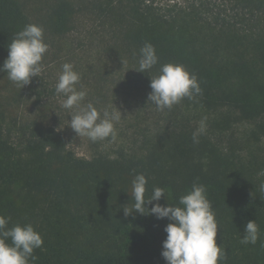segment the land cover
<instances>
[{
	"label": "trees",
	"instance_id": "obj_1",
	"mask_svg": "<svg viewBox=\"0 0 264 264\" xmlns=\"http://www.w3.org/2000/svg\"><path fill=\"white\" fill-rule=\"evenodd\" d=\"M167 1H90L129 90L141 98L142 118L136 115L135 136L125 144L82 158L56 128L10 125L0 110V216L9 228L31 224L41 234L30 264H167L161 253L170 221L147 208L179 206L194 183L206 186L220 228L225 258L218 264H264V0ZM76 13L74 3L60 0L36 21L24 0H0V67L25 25L41 26L44 38L66 37ZM146 43L159 63L141 73L134 69ZM168 63L184 65L202 92L160 111L148 102L149 75ZM27 85L37 104L55 91L38 76ZM141 173L146 200L155 187L171 196L125 216ZM248 221L259 226L256 244L241 243Z\"/></svg>",
	"mask_w": 264,
	"mask_h": 264
},
{
	"label": "clouds",
	"instance_id": "obj_2",
	"mask_svg": "<svg viewBox=\"0 0 264 264\" xmlns=\"http://www.w3.org/2000/svg\"><path fill=\"white\" fill-rule=\"evenodd\" d=\"M48 45L44 41V30L37 24H27L19 31L10 44L8 56L0 72L7 73V78L22 88L31 83L33 77L39 76L42 60ZM159 63L156 49L151 43H146L140 50L138 68L141 73L149 72ZM148 102L154 104L158 110L171 109L185 97L193 99L202 92L198 79L182 64L168 63L160 67L159 75L151 76ZM80 74L74 70V65L64 63L58 76L56 94L64 99L61 107L70 111L71 129L78 136H86L92 142L116 139L114 121L120 119L117 112H101L92 104L82 105L87 96L86 90H78ZM120 111V110H119ZM121 112V111H120ZM203 125L194 133V142L202 132ZM264 175V171L260 173ZM148 180L144 174L135 175L132 181L131 198L134 200L132 209L124 207L125 216L133 212L145 214L146 205L153 201H160L170 192L161 187H155L152 195L146 200V186ZM264 190V185H261ZM206 186L194 183L191 190L179 198V206H167L155 203L148 215H155L157 219L167 218L164 229L167 236L162 244V257L167 264H218L225 258L223 245L217 243L218 223L212 209V203L207 198ZM9 218L0 216V264H30L38 257L34 255L36 249L42 248L44 241L41 234L31 224L14 225L8 227ZM11 243H8V240ZM259 239V226L255 221H248L245 225L242 244H256Z\"/></svg>",
	"mask_w": 264,
	"mask_h": 264
},
{
	"label": "rangeland",
	"instance_id": "obj_3",
	"mask_svg": "<svg viewBox=\"0 0 264 264\" xmlns=\"http://www.w3.org/2000/svg\"><path fill=\"white\" fill-rule=\"evenodd\" d=\"M60 0H24L28 14L33 20L44 21L52 7ZM75 4L77 24L65 37L46 36L48 51L42 60V69L38 77L43 78L48 87L54 89V94L37 104L28 89V85L18 86L0 72V110L6 123L44 124L52 126L67 139L68 146L79 157L91 158L97 151L112 152L117 145H123L135 136L133 126L138 122L139 97L135 98L126 84L123 64L118 57L108 49L107 37L103 31L104 25L99 17L91 11V0H62ZM185 4L187 0H175ZM160 3H169L160 0ZM64 63L74 65V70L80 74L78 90H86L87 96L82 105L92 103L103 116L105 111L117 112L118 121H114L116 139L108 138L92 142L86 136H78L69 125L70 111L61 107L64 99L56 94L58 76ZM121 112H120V111ZM197 114L205 115L202 111ZM140 116V114H139ZM141 117V116H140ZM142 118V117H141ZM201 119V118H200ZM146 120V119H145ZM200 123H203L201 120ZM259 146V153L264 154V142Z\"/></svg>",
	"mask_w": 264,
	"mask_h": 264
}]
</instances>
